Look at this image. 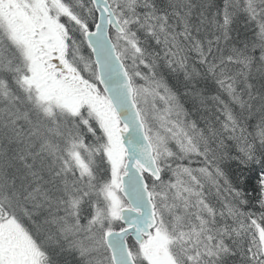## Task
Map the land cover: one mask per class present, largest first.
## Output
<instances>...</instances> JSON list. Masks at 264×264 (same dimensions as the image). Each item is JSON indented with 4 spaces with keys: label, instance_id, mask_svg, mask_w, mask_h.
Instances as JSON below:
<instances>
[{
    "label": "snow or ice",
    "instance_id": "6c2138e0",
    "mask_svg": "<svg viewBox=\"0 0 264 264\" xmlns=\"http://www.w3.org/2000/svg\"><path fill=\"white\" fill-rule=\"evenodd\" d=\"M0 264H264V0H0Z\"/></svg>",
    "mask_w": 264,
    "mask_h": 264
}]
</instances>
